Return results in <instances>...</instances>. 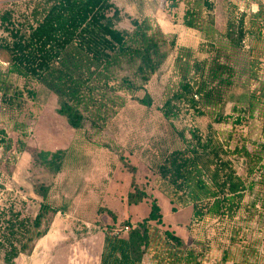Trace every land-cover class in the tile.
<instances>
[{
    "label": "trees",
    "instance_id": "16d2710c",
    "mask_svg": "<svg viewBox=\"0 0 264 264\" xmlns=\"http://www.w3.org/2000/svg\"><path fill=\"white\" fill-rule=\"evenodd\" d=\"M180 3L166 0L165 13L173 22ZM245 4L240 10L227 2L219 42L201 44L197 51L177 46L175 38L152 26L149 19L134 21L131 30L120 29V11L110 0L31 2L25 9L33 18L39 7H45L34 24H29L27 13L16 18L10 8H4L0 12V55L5 56L6 67L0 68V103L17 110L27 100L34 102L37 92L29 86L36 84L56 98V114L78 131L83 127L84 111L92 106L123 108L126 100L117 94L120 91L128 92L139 105L151 107L153 101L145 87L174 53L175 81L166 87L160 108L163 117L172 120L185 111L193 118L207 117L210 124L205 135L197 129L188 130L189 138L180 134L183 147L166 154L157 168L160 180L174 193L171 203L190 206L191 223L205 217L231 221L249 197L245 210H254L252 218L264 237V0ZM251 5L256 11H249ZM213 7L212 0L185 3L182 26L214 37ZM197 53L206 58H198ZM124 66L130 68L131 75L119 78ZM11 77L22 80L23 88L14 86ZM139 91L145 92L144 97L135 95ZM228 104L230 113L226 114ZM251 122L260 125L259 141H254L252 148L246 138L231 146L233 131L213 130V125H229L234 130ZM24 146L18 143L21 149ZM0 148L4 153L13 150L4 130H0ZM67 155L66 150L41 151L33 156V164L57 175ZM235 159L245 161L244 178L234 169ZM123 165L132 174L133 192L127 195V203L148 201L150 211L129 232L113 234V226L106 228L100 264H143L150 248L149 224H161L163 219L156 199L136 183V169ZM34 194L41 201L32 217L23 216L12 205L0 209L2 264H16L21 256L30 255L48 235L53 218L63 213L48 201L50 186L37 185ZM176 209L172 207L173 212ZM111 218L115 221L112 213ZM165 234L180 250L182 240L173 232ZM191 256L188 252L183 262H178L198 264Z\"/></svg>",
    "mask_w": 264,
    "mask_h": 264
},
{
    "label": "rangeland",
    "instance_id": "374dc122",
    "mask_svg": "<svg viewBox=\"0 0 264 264\" xmlns=\"http://www.w3.org/2000/svg\"><path fill=\"white\" fill-rule=\"evenodd\" d=\"M38 1L0 0V12L10 8L16 18L27 13L29 24H34L45 7H39L33 18L25 5ZM179 1L176 22H173L165 13L166 0H110L120 11V29L131 30L134 21L149 19L152 26H159L164 34L175 38L177 46L195 51L201 44L219 42L218 34L223 32L226 23L227 2L240 10L245 9L248 2L212 0L211 14L217 32L213 37L182 26L185 3L192 0ZM249 9L256 11L253 5ZM4 57L0 55V68L6 67ZM197 57L206 58V55L197 53ZM173 58L174 53L145 87L153 101L151 107L139 105L130 99L128 92L120 91L117 94L126 100L123 108L92 106L84 111L83 127L78 131L56 114V98L36 84L29 86L37 92L34 102L27 100L17 110L7 109L0 103V130L13 142L10 153L0 148V209L12 205L23 216H34L41 201L34 194V188L43 184L50 186L49 203L63 212L53 218L48 235L35 245L33 252L21 256L16 264H100L106 228L113 226V234L129 232L131 226L145 220L150 211L148 201L138 205L127 203V195L133 192L132 174L124 163L136 169V183L156 199L163 216L161 224H149L150 248L143 264H181L178 260L183 262L188 252L198 264H264L261 257L264 255L263 232L252 218L254 210H245L251 200L249 197L244 200L245 207L231 221L205 217L191 223V207L171 203L174 193L157 174L164 156L183 147L180 134L189 138L188 130L197 129L205 135L210 124L207 117L193 118L185 111L172 120L163 117L160 108L166 87L175 81ZM129 69L124 66L123 71L118 72L119 78L130 76ZM261 74L264 77V66ZM11 82L20 89L24 86L16 77H11ZM144 94L139 91L135 95L142 98ZM225 112L230 113L229 104ZM213 130L233 131L231 146L242 138L247 139L250 148L254 141H259L257 122L234 130L229 125H213ZM221 137L214 135L219 140ZM18 143L25 144L24 148L18 147ZM57 150L68 152L59 174L53 175L33 164V156L38 152ZM233 165L244 178L245 161L235 159ZM174 206L177 209L173 212ZM165 232H173L182 240L180 250L168 240ZM223 257L227 258L226 263Z\"/></svg>",
    "mask_w": 264,
    "mask_h": 264
},
{
    "label": "built area",
    "instance_id": "2783aa9c",
    "mask_svg": "<svg viewBox=\"0 0 264 264\" xmlns=\"http://www.w3.org/2000/svg\"><path fill=\"white\" fill-rule=\"evenodd\" d=\"M128 229V228H127Z\"/></svg>",
    "mask_w": 264,
    "mask_h": 264
}]
</instances>
